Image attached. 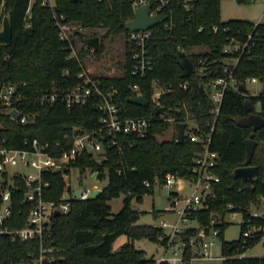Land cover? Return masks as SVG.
Instances as JSON below:
<instances>
[{
	"label": "trees",
	"instance_id": "16d2710c",
	"mask_svg": "<svg viewBox=\"0 0 264 264\" xmlns=\"http://www.w3.org/2000/svg\"><path fill=\"white\" fill-rule=\"evenodd\" d=\"M221 0H194L191 11H185L181 4L174 1V35L165 38L160 25L152 28L153 37L149 41L154 67L142 78L131 74L129 57L121 64L120 76H101V80L118 89L117 101L125 115L148 116L156 113L152 103L141 106L131 102L135 94L130 85L138 84L140 92L148 99L151 97L152 80H159L164 87L172 90L162 97L167 106L177 105L179 121L192 115L204 131L210 130L208 121L213 120L210 112L213 102L201 84L205 77L195 72L185 74L179 64V51H189L193 45L208 46L212 55L218 57L227 37L237 29L250 30L254 22L244 19L222 21L220 17ZM0 20L8 16L12 28L10 43H0V79L27 81L25 94L27 99L18 105L24 113L34 115L32 122L21 124L7 113H0L3 127L0 128V145L21 148L25 139L38 138L40 141L55 142L67 135L72 138L74 127L92 130L96 127L100 111L89 101L84 105L66 106L56 103L53 106L41 105L38 94L41 89L52 84L73 85L78 82L77 73L84 67V53L71 56L70 42L60 37L58 22L79 23L84 28H105L100 36L99 55L104 49L105 40L111 35L127 33L125 21L134 14L130 0H54L49 4L45 0H0ZM218 25V29H213ZM256 28L264 30V22ZM82 40L84 35L76 31ZM93 35H97L94 33ZM74 44V40L72 41ZM189 53V52H188ZM194 57V55L190 54ZM264 48H257L252 58H242L235 71L238 80L257 76L264 80ZM67 70V74L63 72ZM186 83V87L183 84ZM261 100L264 95L247 96L227 90L211 131L210 149L218 152L219 161L215 172L220 181L213 184V192L205 205L190 211L187 216L196 219L209 231L213 214L221 216V221L213 226L222 233L227 212L240 211L243 219L240 235L235 240L221 241L223 264H264L263 256L233 257L245 252L254 245L260 235L243 238V232L253 225H264L261 217L251 216L247 208L264 197V126L255 130L256 140L250 164L258 166V175L254 181L234 175L236 167L246 159L245 139L252 132L251 127L236 124L234 117L247 115L244 100ZM179 103V104H178ZM264 115V113H263ZM176 123V131L178 130ZM168 122H155L144 136L136 134L120 135L121 148L107 149V156L101 162L95 161L90 154L78 158L73 164L81 173L87 169L97 172L103 178L107 173L108 182L97 197L86 200L74 199L68 212L53 218L50 236H45V246L54 248L55 259L43 264H153L155 259L147 257L145 251L135 246V240L148 238L167 243L168 236L163 227L146 223H137L145 210L132 208L131 200H142L144 194L152 193L154 180L164 184L166 175L179 177L192 176V161L199 150L197 143L186 135L182 142L175 140V132L169 139L159 140L157 134L169 127ZM5 139V141H3ZM42 178L48 182L43 187L42 196L47 200L58 199L65 186L64 174L60 171H44ZM12 189L13 211L7 220L10 228H18L26 223L31 202L21 203L26 186L21 178H15ZM149 182L146 185L145 182ZM124 193L123 205L111 212L109 200ZM173 194V192H170ZM231 205L230 207L228 205ZM251 218L250 222L247 219ZM196 226L187 227L182 233L185 242L181 264H190L192 249L189 235L196 232ZM127 240L118 248L113 243L120 235ZM39 249L38 238L11 240L8 234H0V264H16L26 260L29 252ZM159 264H166L162 261Z\"/></svg>",
	"mask_w": 264,
	"mask_h": 264
},
{
	"label": "built area",
	"instance_id": "2783aa9c",
	"mask_svg": "<svg viewBox=\"0 0 264 264\" xmlns=\"http://www.w3.org/2000/svg\"><path fill=\"white\" fill-rule=\"evenodd\" d=\"M174 1L130 0V3L133 9L143 5H150V15H164V19L156 25H160L165 38H171L174 35ZM176 3L181 4L184 10L188 12L194 6V0H176ZM260 22H254L253 28L250 30H235L233 34L227 37L218 57L213 56L210 48L204 45H193L189 49V53L180 49L185 51L187 56L193 58L192 72L205 77L201 86L213 102L210 112L214 116L212 121L207 122V125L211 127L208 131L202 130L192 115L187 114L185 116V135L191 141L197 143L199 147L192 161V176L179 177L176 174L169 173L166 175L164 184L170 186L177 180L184 179L193 185V192L184 197L175 191H170L173 194L169 193L173 200L168 210H175L177 200L180 197L184 200V204L178 210V217L175 223L170 224L165 219L161 221V227H171L167 243L164 245L165 250L174 248L175 244H177L175 243L177 242L175 237L177 233H182L187 227L196 226V232L189 235L192 258L210 257L209 247L214 243V240L213 238H208L212 235H218L219 229L213 225L221 221V216L218 214L212 215L208 225L209 231L207 232L205 226H201L196 219L189 218L187 214L190 211L202 208L207 198L212 195L213 184L220 181L219 175L215 172L219 154L210 149V140L211 131L225 92L233 90L249 96L246 82L260 79L257 76H249L242 80L247 87V91H241L239 89L240 80L235 76V71L242 58L250 59L257 48H264V30L256 28ZM58 24L60 37L70 42L71 56L78 57L80 52L90 58L98 55L97 51L100 48L96 49L94 46L85 43L78 47L73 44L72 35L76 33V30H73V32L71 30L76 28L74 24L70 22H58ZM153 27L128 30L127 33H123L125 46L122 64L126 63V53H128L131 74L142 78L146 77L154 67L153 57L149 49V41L153 37ZM80 28L84 27L80 25ZM213 29L216 31L218 25H214ZM190 54L194 55V57ZM262 58L264 59V56ZM83 60L84 67L82 66V69L76 75L79 79L77 83L73 85L52 84L45 87L38 94V102L47 106L62 103L70 107L79 104L84 105L92 101L100 111L96 127L92 130L74 127L70 141H67V135H65L63 139H57L55 142H42L38 138L25 139V146L21 148L0 145V234H8L11 240L33 238H38L39 240L38 251L29 252V257L26 260L16 264H43L45 261L55 259L54 248L44 244L45 236H50L55 210L58 209L60 214L66 213L70 209L72 200L91 198L94 190L100 188V185L95 182L97 172L87 169L84 173H81L79 167L75 166L73 162L86 154H90L95 161L101 162L106 158L108 148H121L120 135L136 134L144 136L155 122H168L169 124L181 122L178 120L177 115L180 112L178 106L166 107V104L162 101V97L172 89L164 87L157 79L152 80V93L150 99H148V103L151 102L155 107L156 113L148 116L125 115L122 106L117 101L118 89L102 81L100 78L102 75L93 74L85 67V58ZM67 73V70L63 72V74ZM121 74L122 70L117 76ZM260 80L264 86V80ZM27 84V81L16 82L10 79H0V113H7L24 125L32 122L34 118L33 114L24 113L18 108V105L27 99L24 91ZM183 86L186 87V83ZM130 89L135 93L133 96L141 94L138 84L130 85ZM12 108L19 110L20 113L17 118L10 114ZM158 108H162V111L159 112ZM189 120L194 122L190 129H188ZM1 127H3V124L0 120ZM177 133L178 130L175 132V140L177 139ZM28 167L35 169V172L27 171ZM44 171H60L64 174L66 179L65 186L58 199L47 200L43 198V187L48 185V182L42 178V172ZM74 171L80 177H90L94 183L83 184L80 182L76 187H73L71 174ZM93 174H95V178L92 177ZM17 177L21 178L26 186L21 203L31 202L32 204L28 210L26 223L18 228H10L7 225V220L13 211L12 189L15 185L14 179ZM156 182H159L157 178H155L154 184ZM145 184L149 185V182L146 181ZM78 189L80 190L79 195H76ZM228 206L230 207L231 205L229 204ZM247 212L251 216L261 217L264 220V197H261L257 203H251L247 208ZM250 220L251 218L247 219L248 222ZM180 221H183L185 225L179 224ZM257 234L260 235V238H264V225L251 226V229L243 232V238L246 239ZM181 242V257L162 254L160 258L155 259L153 264H159L162 261L166 262V264H173L171 261L177 262L178 260L182 262L185 247V242L182 238ZM245 252L236 253L233 257H242L246 255ZM174 254H177L175 248ZM181 262L177 264H181Z\"/></svg>",
	"mask_w": 264,
	"mask_h": 264
},
{
	"label": "rangeland",
	"instance_id": "374dc122",
	"mask_svg": "<svg viewBox=\"0 0 264 264\" xmlns=\"http://www.w3.org/2000/svg\"><path fill=\"white\" fill-rule=\"evenodd\" d=\"M34 0H31V3ZM46 2L53 3L54 0H45ZM0 10L2 11L1 5ZM220 17L222 21H227L229 19H244L249 20L251 22H264V0H221L220 4ZM76 26V28H72L77 32L83 34L84 36H90L96 33L99 36H102L106 31L105 28H80L79 23H72ZM2 29V22L0 20V30ZM75 46L84 45L83 40L76 35H72ZM104 49L100 52L96 57H87L85 58V67H87L93 74L102 75L106 77H114L120 74L121 64L124 61V40L123 34L120 35H111L109 36L104 43ZM197 49V48H194ZM248 87L247 94L249 96H258L262 93L263 83L260 79L254 81L246 82ZM194 125L192 120L188 121V129ZM176 131V124L170 123L168 129H166L163 133L157 134V138L159 140L169 139L172 137V134ZM27 171L35 172V169L28 167ZM183 180V181H182ZM92 184L93 180L88 176H78L77 172L74 171L71 174V183L73 187H76L77 184ZM96 183L100 185V188H103L108 182L107 173L103 176V178L97 177L95 180ZM170 191L178 192L179 195H190L193 192V185L185 181L184 179H179L172 185L168 186L166 184H162L156 182L154 185V190L152 193L144 194L142 200H137L133 198L131 200V206L137 210H145L137 220V223H146L152 224L156 226H161L162 219H165L168 223H175L178 217V210L183 206L184 200L180 197L177 200L175 210H168L171 206V201L173 198L169 196ZM125 194L121 193L118 197L111 198L109 200V204L111 206V212H118L123 205V198ZM260 201V199H259ZM258 201V202H259ZM243 216L240 211L236 213L227 212L224 215V221L226 225L224 227L222 237L218 235H212L208 239L213 238L214 243L210 245V257H193L190 260V264H223L222 250H221V241L224 240H235L238 239L240 235V227ZM179 224L185 225L183 221H180ZM165 234L171 232V227L166 226L163 228ZM177 244H175L174 248L177 254H174V248H168L165 252V246L161 241H154L148 238H140L135 240V246L139 249L145 251L147 257H152L154 259L160 257L163 253L166 256L176 255L177 257H181V248L182 242L181 233H177ZM118 240H115L114 246L116 247L118 244ZM245 254L247 256H263L264 255V238L259 239L254 245L249 247ZM171 261L173 264L180 263Z\"/></svg>",
	"mask_w": 264,
	"mask_h": 264
},
{
	"label": "water",
	"instance_id": "95a60500",
	"mask_svg": "<svg viewBox=\"0 0 264 264\" xmlns=\"http://www.w3.org/2000/svg\"><path fill=\"white\" fill-rule=\"evenodd\" d=\"M150 5H143L136 7L134 9V14L132 17L128 18L125 21V27L129 30H139L147 29L155 26L157 23L161 22L164 19V15H150ZM12 39V28L8 16H4L2 20V29L0 30V43H10ZM83 41L85 44L92 45L96 49L100 48V36H84ZM179 64L183 69L185 74H190L193 70V58L187 56L186 52L183 50L179 51ZM239 89L241 91H247L243 81L239 83ZM201 90L203 87L201 86ZM262 94L264 95V86L262 88ZM131 102L139 104L141 106H146L148 104V98L144 94H138L130 98ZM244 107L249 113L243 116L234 117V121L237 125L242 127H251L252 132L250 136L245 139L246 146V159L241 166H238L234 169L233 173L237 177L244 179H249L254 181L258 175V166L250 164L251 157L256 146V140L253 138L254 131L264 126V116L262 112L264 111V106L261 100L253 102L250 98L244 100ZM158 111H162V108H158ZM19 110L17 108H12L10 114L17 118L19 116ZM185 127L186 123L184 121L179 122L178 124V133H177V142H182L185 137ZM95 178V174L92 176ZM183 181V180H182ZM79 189L76 191V195H79ZM103 192V188H96L92 193V197H97ZM55 216L60 215L58 209L54 212Z\"/></svg>",
	"mask_w": 264,
	"mask_h": 264
},
{
	"label": "crops",
	"instance_id": "0c3cea01",
	"mask_svg": "<svg viewBox=\"0 0 264 264\" xmlns=\"http://www.w3.org/2000/svg\"><path fill=\"white\" fill-rule=\"evenodd\" d=\"M51 3V2H50ZM51 4H53V3H51ZM90 36H92V35H90ZM117 239H119L118 240V244H117V246L115 247L114 245H113V248L114 249H116V248H118L123 242H125L126 240H127V236L126 235H120L119 237H117ZM116 239V240H117ZM115 242V241H114ZM114 244V243H113ZM167 250H165V252H166ZM163 255H165V253H163ZM162 256V255H161ZM160 256V257H161ZM166 256V255H165ZM160 257H158V258H160ZM157 259V258H156Z\"/></svg>",
	"mask_w": 264,
	"mask_h": 264
},
{
	"label": "flooded vegetation",
	"instance_id": "af4514ba",
	"mask_svg": "<svg viewBox=\"0 0 264 264\" xmlns=\"http://www.w3.org/2000/svg\"><path fill=\"white\" fill-rule=\"evenodd\" d=\"M264 106V105H263ZM264 111L262 112V115H263ZM264 116V115H263Z\"/></svg>",
	"mask_w": 264,
	"mask_h": 264
}]
</instances>
